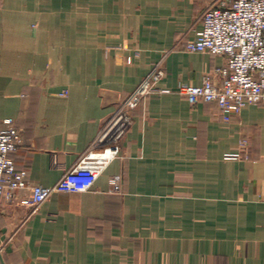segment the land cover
I'll return each mask as SVG.
<instances>
[{
	"label": "crops",
	"instance_id": "obj_1",
	"mask_svg": "<svg viewBox=\"0 0 264 264\" xmlns=\"http://www.w3.org/2000/svg\"><path fill=\"white\" fill-rule=\"evenodd\" d=\"M213 1L0 0V130L15 119L31 183H57L163 58L171 89L134 112L93 189L33 213L3 199L5 264H264V102L225 121L217 103L177 92L226 62L176 47Z\"/></svg>",
	"mask_w": 264,
	"mask_h": 264
},
{
	"label": "built area",
	"instance_id": "obj_2",
	"mask_svg": "<svg viewBox=\"0 0 264 264\" xmlns=\"http://www.w3.org/2000/svg\"><path fill=\"white\" fill-rule=\"evenodd\" d=\"M202 28L196 38L179 40L176 47L188 52L225 56L226 62L204 74L199 85L181 83L177 92L192 103L215 102L229 121L248 104L264 102V0H214L201 14ZM133 56L127 57L131 63ZM166 76L165 59L155 63L139 85L106 120L87 152L50 186L33 184L26 169H18L13 154L23 141L15 119L5 120L0 130V209L3 199L19 200L35 212L56 192L93 189L108 163L120 154L122 143L134 121V112L154 94L171 92L159 83ZM68 89L59 95L66 96ZM241 145H247L246 140ZM230 153L226 157H239ZM122 175L111 178L113 189L123 192ZM31 189V196L23 195ZM2 247L0 251L2 253Z\"/></svg>",
	"mask_w": 264,
	"mask_h": 264
},
{
	"label": "water",
	"instance_id": "obj_3",
	"mask_svg": "<svg viewBox=\"0 0 264 264\" xmlns=\"http://www.w3.org/2000/svg\"><path fill=\"white\" fill-rule=\"evenodd\" d=\"M0 261H1L2 264H5V263H4V259H3V255H2V253H1V251H0Z\"/></svg>",
	"mask_w": 264,
	"mask_h": 264
}]
</instances>
